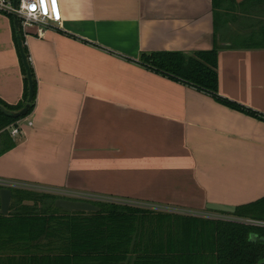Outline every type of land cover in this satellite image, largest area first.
Masks as SVG:
<instances>
[{
	"label": "crops",
	"instance_id": "1",
	"mask_svg": "<svg viewBox=\"0 0 264 264\" xmlns=\"http://www.w3.org/2000/svg\"><path fill=\"white\" fill-rule=\"evenodd\" d=\"M254 1L215 30L211 0H58L60 22L24 36L34 107L0 154L2 186L207 218L221 214L208 203L264 196V121L138 60L216 46L219 95L264 114V0ZM12 29L0 11V99L14 105Z\"/></svg>",
	"mask_w": 264,
	"mask_h": 264
},
{
	"label": "trees",
	"instance_id": "2",
	"mask_svg": "<svg viewBox=\"0 0 264 264\" xmlns=\"http://www.w3.org/2000/svg\"><path fill=\"white\" fill-rule=\"evenodd\" d=\"M253 1L238 4L235 0H211L215 30L230 20L231 11L237 10V6L243 4L242 8ZM5 14L12 23L23 90L18 103L11 105L0 99V104L18 110L26 103L28 90L16 43L18 35L28 62L29 57L21 28H14L13 15ZM247 41L241 39L234 45L246 47ZM217 54L218 48L214 46L192 53L142 52L138 60L155 73L201 90L230 108L264 121V114L219 95ZM30 70L34 89L27 114L13 118L0 111V154L16 143L7 131L8 126L26 117L34 107L35 78L31 65ZM10 189V212L6 215L0 212V264H264V226L248 223L264 221V196L235 206L232 213L221 212L218 218H207L145 209L116 199L68 197L89 201L98 210H67L54 203L60 195Z\"/></svg>",
	"mask_w": 264,
	"mask_h": 264
},
{
	"label": "built area",
	"instance_id": "3",
	"mask_svg": "<svg viewBox=\"0 0 264 264\" xmlns=\"http://www.w3.org/2000/svg\"><path fill=\"white\" fill-rule=\"evenodd\" d=\"M0 11L16 17L18 26L21 28L24 36L30 34L42 36L48 27L61 20L58 0H17L16 7H13L12 0H0ZM20 121L21 119L8 126V132L11 137L21 134ZM26 124L31 125V121L28 120ZM0 185L5 184L0 182ZM77 197L91 200L103 199L98 197H83V195ZM218 217L212 216V218ZM248 223L264 226V221L249 220Z\"/></svg>",
	"mask_w": 264,
	"mask_h": 264
},
{
	"label": "water",
	"instance_id": "4",
	"mask_svg": "<svg viewBox=\"0 0 264 264\" xmlns=\"http://www.w3.org/2000/svg\"><path fill=\"white\" fill-rule=\"evenodd\" d=\"M16 3H17V0H12L13 7H16ZM13 17H14L13 26L14 28L17 29L18 21L14 15ZM16 39H17L16 43H17L20 59L25 69V77L27 79L28 90H27L26 103L20 109L9 110L0 104V111L3 112L5 115L11 116L13 118L25 116L27 114L30 101L32 100L33 89H34L30 65H29L26 53L23 50V41L19 35L16 37ZM10 198H11V189L9 187H2L0 189V212L3 215H5L8 211ZM54 203L56 206L67 209V210H76V211H97L98 210V207L96 205L86 200H74V199H69V198H64V197H58L55 199ZM207 208L210 210H214L216 212L232 213L235 211L234 206L220 204V203H208Z\"/></svg>",
	"mask_w": 264,
	"mask_h": 264
},
{
	"label": "rangeland",
	"instance_id": "5",
	"mask_svg": "<svg viewBox=\"0 0 264 264\" xmlns=\"http://www.w3.org/2000/svg\"><path fill=\"white\" fill-rule=\"evenodd\" d=\"M92 200H96V199H92ZM106 200H110V199H106ZM96 201H100V200H96Z\"/></svg>",
	"mask_w": 264,
	"mask_h": 264
}]
</instances>
